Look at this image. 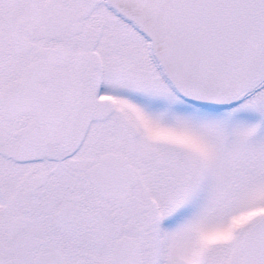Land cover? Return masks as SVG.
<instances>
[{"label":"snow or ice","instance_id":"1","mask_svg":"<svg viewBox=\"0 0 264 264\" xmlns=\"http://www.w3.org/2000/svg\"><path fill=\"white\" fill-rule=\"evenodd\" d=\"M0 264H264V0H0Z\"/></svg>","mask_w":264,"mask_h":264}]
</instances>
